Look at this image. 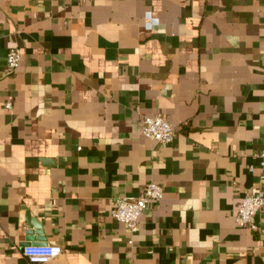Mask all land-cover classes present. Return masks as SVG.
Segmentation results:
<instances>
[{
    "label": "crops",
    "instance_id": "1",
    "mask_svg": "<svg viewBox=\"0 0 264 264\" xmlns=\"http://www.w3.org/2000/svg\"><path fill=\"white\" fill-rule=\"evenodd\" d=\"M262 152L264 0H0V264H264V209L236 222ZM149 182L132 233L114 201Z\"/></svg>",
    "mask_w": 264,
    "mask_h": 264
},
{
    "label": "built area",
    "instance_id": "2",
    "mask_svg": "<svg viewBox=\"0 0 264 264\" xmlns=\"http://www.w3.org/2000/svg\"><path fill=\"white\" fill-rule=\"evenodd\" d=\"M154 20V22H153ZM156 22L148 16L150 26ZM22 51L18 46H12L7 54V65L14 70L20 66ZM12 103H7L10 108ZM141 133L157 143L169 144L175 139V126L166 120L161 114L146 116L141 123ZM260 167L264 169V152L260 155ZM164 198V188L156 182H149L141 195L122 196L114 201L112 216L125 223L132 233L139 229L142 213L149 207L154 206ZM264 209V191L258 190L255 193H246L236 215L238 225H248L257 229L255 223L256 214ZM62 253V247L53 244H30L23 248V254L27 257L28 264H45L52 258Z\"/></svg>",
    "mask_w": 264,
    "mask_h": 264
},
{
    "label": "water",
    "instance_id": "3",
    "mask_svg": "<svg viewBox=\"0 0 264 264\" xmlns=\"http://www.w3.org/2000/svg\"><path fill=\"white\" fill-rule=\"evenodd\" d=\"M32 240V239H31ZM34 244H39V245H41V244H47V243H45L44 241H38V243L36 242V243H34Z\"/></svg>",
    "mask_w": 264,
    "mask_h": 264
}]
</instances>
